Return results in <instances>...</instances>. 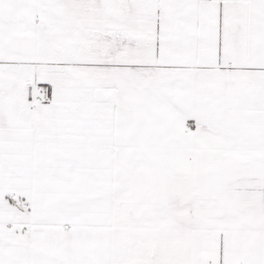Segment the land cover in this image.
I'll return each instance as SVG.
<instances>
[{
	"label": "snow or ice",
	"instance_id": "1",
	"mask_svg": "<svg viewBox=\"0 0 264 264\" xmlns=\"http://www.w3.org/2000/svg\"><path fill=\"white\" fill-rule=\"evenodd\" d=\"M0 264H264V0H0Z\"/></svg>",
	"mask_w": 264,
	"mask_h": 264
}]
</instances>
